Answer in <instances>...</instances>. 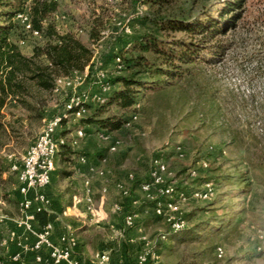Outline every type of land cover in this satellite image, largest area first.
<instances>
[{"label": "rangeland", "instance_id": "rangeland-1", "mask_svg": "<svg viewBox=\"0 0 264 264\" xmlns=\"http://www.w3.org/2000/svg\"><path fill=\"white\" fill-rule=\"evenodd\" d=\"M55 1L57 10L46 24L54 23L60 32L76 33L96 52V59L86 72L77 75L76 88L62 87L52 94L46 114L52 117L63 112L65 102L73 93L98 94L100 81L95 76L96 70L103 68L109 77H114L116 53L129 42L134 47L135 40L143 38L145 41L149 35H158L159 39L167 41L182 39L196 43L203 35L164 31L165 24L173 18L195 19L203 11L206 16L202 19L207 23L216 18L227 0H168L163 5L155 0ZM21 37L26 42L25 48L44 44L46 40L44 35L34 37L29 33ZM208 41L209 50L200 53L180 79L163 89H140V103L134 107L122 110L113 101L103 108L100 118L138 116L130 128L109 130L120 144L113 154L105 153L108 155L106 165L108 169L121 166L110 171L109 184L125 183L127 174L132 172L136 180L127 181V187L132 197L141 198L139 184L149 180L155 161L162 160L169 170L165 185L176 184L190 195L187 201L179 202L180 212L176 216L189 228L195 229L206 222L211 216L209 208L219 198L222 205L234 207L228 218L240 211L231 226L222 227L216 221L197 233L202 238L210 236L216 248L222 247L223 257L217 256L216 249L198 255L197 241L189 244L164 240L157 243L158 248L163 246L159 264H264V0H246L236 25L226 34L220 33ZM218 47L221 49L217 53L214 48ZM133 52H125V56ZM96 109V105H92L88 117L94 116ZM1 113L3 122L17 129L10 136L0 137L4 143L0 151L1 196L14 203L19 183L11 164L22 162L45 123L28 119L15 103L8 104ZM22 120L23 127L19 125ZM79 129L91 134L90 146L108 147L98 138L101 131L98 125L86 121L70 119L69 124L62 125L58 135L65 136L69 146ZM63 158L64 155L60 160L57 157L60 168L64 165ZM248 170L253 185L245 195L240 192L244 180L238 175L247 178ZM97 189L100 190L99 181ZM112 191L113 194L111 191L105 195L100 191L96 193L97 205L108 215L116 214L112 204L108 205L110 197L114 202L121 199L116 189ZM201 191L207 193V197L193 196ZM144 199L141 204L157 216L154 213L156 202ZM18 210L20 213L19 205ZM221 213L218 210V214ZM169 214L164 220L153 216L149 222L151 229L168 233ZM107 219L104 217L102 227L95 229L105 238L111 236L112 231ZM205 249L206 245L198 251Z\"/></svg>", "mask_w": 264, "mask_h": 264}, {"label": "trees", "instance_id": "trees-1", "mask_svg": "<svg viewBox=\"0 0 264 264\" xmlns=\"http://www.w3.org/2000/svg\"><path fill=\"white\" fill-rule=\"evenodd\" d=\"M155 1H158L160 5L168 2V0ZM245 2L246 0H227L218 10L216 18L207 23L205 19H202L206 16V12L203 11L195 19L173 18L165 24L164 31H186L203 35L202 38L196 40V43L185 42L182 39L167 41L159 39L158 35H149L145 41L143 38L135 40L136 42L133 41L136 43L134 47L131 44L130 47L127 45L120 49L116 55L122 57L124 69L120 73H115L114 77H109L114 89L108 95V102L103 106L96 105L94 116L83 118L81 121L96 124L101 131H115L124 128L127 121L125 118H100L103 108L113 101H116L122 110L134 107L140 103V89L147 87L154 90L163 89L183 77L189 71V65L196 62L198 55L209 50L208 40L220 33L226 34L241 19V11ZM27 7L33 28L46 39L44 44L34 47L32 55L24 54L20 45L11 38L15 32L24 40L21 35L29 33L16 20L18 14ZM56 10L55 0H0V137L10 136L11 133L17 132L15 125L3 122L1 111L8 104L15 103L20 106L30 120L43 121L46 118L51 96L55 93L57 79L83 73L92 63L94 54L88 43L72 31L60 32L54 23L46 24L50 15ZM215 49L218 53L221 47ZM128 51L134 52L130 56H125V52ZM125 72L126 74H123ZM67 121L64 119L62 125ZM19 125L21 127L25 125L23 120ZM3 145L0 138V151ZM65 146L66 144H63L61 147ZM245 175L247 178L240 174L238 177L244 180L240 192L246 195L251 191L253 182L249 176L251 175L250 170ZM215 183L220 184L221 182ZM219 199L215 200L209 208L211 216L206 222L199 224L195 229L185 226L178 231L169 230L168 233L162 234L166 237L165 241L189 244L197 241L196 252L201 256L214 251L216 246L214 242H211L210 236L202 238L198 236V231L216 221H219L222 227L231 226L240 213L237 210L231 218H228L234 207L231 204L222 205V200ZM218 210L222 211L220 215ZM37 218L42 226L49 223L45 211L38 213ZM205 245L204 252H199L198 250ZM162 247H159L161 255Z\"/></svg>", "mask_w": 264, "mask_h": 264}, {"label": "crops", "instance_id": "crops-1", "mask_svg": "<svg viewBox=\"0 0 264 264\" xmlns=\"http://www.w3.org/2000/svg\"><path fill=\"white\" fill-rule=\"evenodd\" d=\"M11 38L20 45L23 53L26 55H32L34 47L38 45L27 46L25 48L26 42L15 32ZM51 117L47 115L44 120ZM69 121H67L68 124ZM80 130L84 132L83 136L79 135ZM103 132H107L108 134V140L103 139L108 145L106 149L98 144L94 147L90 146L88 137L91 134H86L83 129L77 130L76 136H73L74 140L69 145L71 147L68 146L65 136H59L65 140L67 146L60 147L57 156L60 160L64 155V165L63 168H60L57 161V171L53 176L51 184L46 189V193L51 201L50 207L46 212L49 222L54 226L53 240H59L60 236L65 233L66 227H71L78 238V243L73 249L72 260L64 261L61 264H72L74 261L78 262V264H141L140 256L151 250L159 251L157 243L162 242L161 231L159 232L158 229L152 230L150 227V219L155 215L153 212H149V207L141 204V201L145 200L144 198L147 201H151L141 186L150 180V175L149 180L139 184L138 190L141 198L132 197L131 192L129 196L123 194L124 188L130 191L126 182L136 180L135 174L132 172L127 174L128 180L125 183L118 182L111 186L108 179L110 171L119 169L121 166H117L116 168L111 166L108 169L106 165L108 155L105 153L113 154L116 152L117 150L112 151L111 148L119 140L111 132L102 130L98 133L100 141L102 139L100 134ZM98 181L100 182V190L97 189ZM112 188L116 189L121 199L114 202V199L110 197L111 202L108 205L112 204L114 209L116 204H121L123 205V209L115 211L116 214L108 215L101 206L97 205L96 193L100 191L105 195L111 191L113 194ZM15 189L14 203L9 202L1 196L0 190V264H39L37 261L38 256H41L45 261H51L50 250L48 248L44 247L40 252L32 249L37 240L38 233L43 228L38 218L32 222L31 230L20 225L17 185ZM88 190H90L93 198L94 212L89 210L85 200L78 205L74 203L75 198L85 197ZM152 193L157 196V199H160L158 187H154ZM131 207L139 208L140 210L135 211ZM130 213H135L136 215L134 226L132 227H128L125 222L126 216ZM104 217H108L107 222L112 229L111 236L106 238L102 232L95 230L102 227ZM155 217L164 220L163 217ZM99 254H106L109 259L102 263L97 258ZM17 255H20V257L16 258Z\"/></svg>", "mask_w": 264, "mask_h": 264}, {"label": "built area", "instance_id": "built-area-1", "mask_svg": "<svg viewBox=\"0 0 264 264\" xmlns=\"http://www.w3.org/2000/svg\"><path fill=\"white\" fill-rule=\"evenodd\" d=\"M17 22L24 28L26 32H29L34 37L41 36V33L35 30L32 26L31 15L28 7L16 18ZM128 32H130L127 29ZM100 44V42H98ZM101 46V45H100ZM131 44H128L130 47ZM97 51V49H96ZM93 60L96 59V52L93 50ZM89 68V67H88ZM124 69V63L121 56H116L115 59V73H120ZM86 72V71H85ZM81 73H75L71 77H59L56 82L55 93L59 92L62 87L64 88H76L75 82L77 75ZM95 76L100 81V91L94 96L86 93L75 92L65 102L63 106V112L57 116H53L44 120V127L34 144L29 148L26 155L23 157L21 163H15L12 165L11 170L17 175L18 178V193H19V208H20V225L27 229H32V222L37 220V214L43 211H47L50 207L51 201L46 193L47 187L51 184L53 176L57 171V156L60 147L65 144V140L60 138L58 132L62 127L64 119L67 120H81L87 118L90 115L92 105L103 106L108 102V95L114 89V85L110 81V78L103 68H99L95 72ZM138 116L132 115L127 119L125 128H130L136 122ZM79 135L83 136L84 132L79 131ZM102 139H108L107 132L100 134ZM119 141L111 148L112 151H116ZM181 146L178 150H181ZM84 160V159H83ZM169 173L167 164L162 160H156L150 173V180L143 183L142 190L147 194L150 200L156 202L155 214L159 217H166L167 213H170L167 220L170 222V230L178 231L186 226L184 220L181 217H176L180 212L179 202L187 201L190 198L188 193L180 190L176 184L165 185V177ZM159 190V196L161 199H157L152 193L154 187L162 186ZM90 190L85 197H77L74 200L76 205L81 204L84 200L88 204V208L91 212H94L93 198L90 194ZM195 192L194 197H207V193ZM125 196L130 195V191L126 188L123 189ZM35 209V211H34ZM123 209V205L116 204L114 211H120ZM175 214V216H171ZM135 213H130L126 216L125 222L128 227L134 226ZM65 233H63L59 240L52 239L54 226L52 223H48L37 235V240L32 246V249L40 252L44 247L50 250L51 261H45L41 256L37 257L39 264H61L64 261H71L73 258V249L78 243V238L75 231L71 227H66ZM163 240L166 239L164 235L161 236ZM146 240V238H145ZM27 250V249H25ZM216 254L218 257H223L224 250L222 247L216 248ZM17 255L16 258H19ZM97 258L103 263L109 259L106 254H99ZM161 261V254L158 250H151L145 252L140 256L141 264H159ZM72 264H78L74 261Z\"/></svg>", "mask_w": 264, "mask_h": 264}]
</instances>
